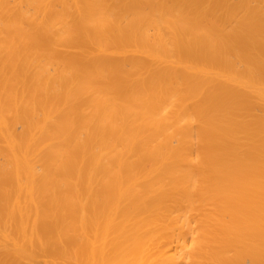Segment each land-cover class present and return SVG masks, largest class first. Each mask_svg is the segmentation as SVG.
Returning a JSON list of instances; mask_svg holds the SVG:
<instances>
[{"label":"bare ground","instance_id":"obj_1","mask_svg":"<svg viewBox=\"0 0 264 264\" xmlns=\"http://www.w3.org/2000/svg\"><path fill=\"white\" fill-rule=\"evenodd\" d=\"M0 264H264V0H0Z\"/></svg>","mask_w":264,"mask_h":264}]
</instances>
